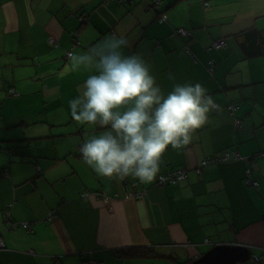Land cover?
Returning <instances> with one entry per match:
<instances>
[{
    "label": "crops",
    "instance_id": "obj_1",
    "mask_svg": "<svg viewBox=\"0 0 264 264\" xmlns=\"http://www.w3.org/2000/svg\"><path fill=\"white\" fill-rule=\"evenodd\" d=\"M112 33L165 93L198 82L219 105L187 146L165 152L159 175L186 171L172 186L102 177L82 160L81 144L102 130L71 118L89 73L68 71L67 54ZM233 150L264 152V0H0V264H195L223 244L250 256L226 264H264V154L195 171ZM247 168L258 189L244 184ZM126 249L144 251L118 255Z\"/></svg>",
    "mask_w": 264,
    "mask_h": 264
},
{
    "label": "clouds",
    "instance_id": "obj_2",
    "mask_svg": "<svg viewBox=\"0 0 264 264\" xmlns=\"http://www.w3.org/2000/svg\"><path fill=\"white\" fill-rule=\"evenodd\" d=\"M128 47L124 36L112 34L86 51L67 54L68 71L89 73L69 101L71 118L102 130L79 151L99 176L163 182L165 152L187 146L219 105L198 82L174 84L165 93L140 55L124 54Z\"/></svg>",
    "mask_w": 264,
    "mask_h": 264
},
{
    "label": "built area",
    "instance_id": "obj_3",
    "mask_svg": "<svg viewBox=\"0 0 264 264\" xmlns=\"http://www.w3.org/2000/svg\"><path fill=\"white\" fill-rule=\"evenodd\" d=\"M207 5V4H205ZM156 8L157 5H156ZM166 19H167V16L165 13L161 12L158 14L157 16V21L159 23H163V22H166ZM114 34V33H112ZM173 34H177V35H180L184 38H191V35H190V32L188 30H185V29H176L173 31ZM55 42H54V39H50V45L54 46ZM226 46V43H225V40L224 39H220V40H216L214 42H212L210 48H213V49H221L223 47ZM211 73L213 71V68H210L209 70ZM11 94H14V91L13 90H10L9 91ZM227 110L229 111L230 114H234V112L238 109V105L236 104H229L227 105ZM235 126L236 127H239L240 126V121L238 119H235ZM263 153H259L258 155H256V157L258 156H261L263 155ZM231 158L233 159H243L240 157V155L236 152V151H231V152H228V151H225L223 152L221 155L219 156H211V157H207V158H204L201 160V162L199 163L198 167H196L195 171L197 174H199L202 170V168L208 164H211V163H220V162H227L229 161ZM165 180L163 182H160L159 178L157 179V184L158 185H162V184H165V183H168V184H175L179 181H182L186 178V171L185 169H178V170H175L165 176ZM244 183L246 185H250L252 186L254 189H258L259 188V183L255 180H253L251 178V168H247L246 171H245V178H244ZM136 186V183H133L130 185V188L134 189V187ZM141 196V193L136 195L133 191L129 190L127 193H126V197H140ZM97 197V196H96ZM55 217L53 215H51L50 217H48L46 220L47 221H52ZM13 226H19L20 228H23L25 230H29L31 228V225L30 223H19L18 224H15L12 222L10 224V227H13ZM4 242L3 240L0 238V250L1 249H4ZM259 259H255L256 262H258ZM89 264H102V263H89Z\"/></svg>",
    "mask_w": 264,
    "mask_h": 264
},
{
    "label": "water",
    "instance_id": "obj_4",
    "mask_svg": "<svg viewBox=\"0 0 264 264\" xmlns=\"http://www.w3.org/2000/svg\"><path fill=\"white\" fill-rule=\"evenodd\" d=\"M231 257L234 262L244 261L249 259L246 247L241 245H214L210 250L205 252L195 264H215L219 261L220 264H226L225 258Z\"/></svg>",
    "mask_w": 264,
    "mask_h": 264
},
{
    "label": "trees",
    "instance_id": "obj_5",
    "mask_svg": "<svg viewBox=\"0 0 264 264\" xmlns=\"http://www.w3.org/2000/svg\"><path fill=\"white\" fill-rule=\"evenodd\" d=\"M174 36H178V37H182V36H180V35H177V34H175ZM182 38H184V37H182ZM222 49V48H221ZM216 50V49H215ZM217 50H219V49H217ZM210 68H213V71H214V68H215V65L212 63V62H210V64H209V66H208V72L210 73V74H212L209 70H210ZM212 71V72H213ZM218 110H219V108H218ZM217 110V111H218ZM234 151V150H233ZM209 165V164H208ZM207 166V165H206ZM178 169H184V168H182V167H178V168H174V169H170V170H167V171H165L164 173H161L160 175L161 176H165V175H167V174H169V173H171V172H173V171H175V170H178ZM4 173V172H3ZM3 175H7V174H3ZM244 178H245V175H244ZM157 181V180H156ZM155 181V186H157V187H167V186H172L173 184H168V183H165V184H162V185H158L157 184V182ZM178 183V182H177ZM176 184V183H175ZM245 184V183H244ZM54 220V219H53ZM45 222H51V221H45ZM31 225V227H32V223L30 224ZM143 249H126V250H122V251H118V255H121V256H124V255H127V256H139V255H141L142 253H143Z\"/></svg>",
    "mask_w": 264,
    "mask_h": 264
},
{
    "label": "rangeland",
    "instance_id": "obj_6",
    "mask_svg": "<svg viewBox=\"0 0 264 264\" xmlns=\"http://www.w3.org/2000/svg\"><path fill=\"white\" fill-rule=\"evenodd\" d=\"M80 20L81 21H85V19L84 18H80ZM10 91V90H9ZM10 93V92H9ZM237 152V151H236ZM262 153V152H261ZM259 153H255L254 155H252V157H244V156H240L241 158H243V159H245L244 161H250L251 160V158H256V155H258ZM259 157V156H258ZM231 160H239V159H233V158H231L229 161H231ZM229 161H227V162H229ZM220 163H226V162H220Z\"/></svg>",
    "mask_w": 264,
    "mask_h": 264
}]
</instances>
